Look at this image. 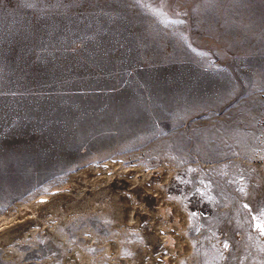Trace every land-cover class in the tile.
Returning a JSON list of instances; mask_svg holds the SVG:
<instances>
[{"label": "rangeland", "instance_id": "obj_1", "mask_svg": "<svg viewBox=\"0 0 264 264\" xmlns=\"http://www.w3.org/2000/svg\"><path fill=\"white\" fill-rule=\"evenodd\" d=\"M84 167L0 264H264V0H0V221Z\"/></svg>", "mask_w": 264, "mask_h": 264}, {"label": "bare ground", "instance_id": "obj_2", "mask_svg": "<svg viewBox=\"0 0 264 264\" xmlns=\"http://www.w3.org/2000/svg\"><path fill=\"white\" fill-rule=\"evenodd\" d=\"M91 173L88 167L80 169L69 176L67 183H71V185L63 186L61 189L52 191L33 203L26 204L27 206L24 210H18L9 219L4 218V220L2 218L3 220L1 219L2 221H0V248L3 249L4 254L8 255L13 252L10 249L11 242L21 238H28L34 227L43 225V222L50 217H61L60 223L62 225L68 223L74 214V208L84 204L87 200L113 190L114 182H112L113 184L110 182L103 183L98 176L93 177ZM86 175L88 176L86 177ZM133 190H130L131 194L126 196L131 201L130 204L128 203V206L126 204V207L124 206L123 214L126 218H124L123 222L126 227L135 226L139 220V214L137 215L135 212L137 211L136 208L140 210L135 200L139 192ZM117 221L119 222V218Z\"/></svg>", "mask_w": 264, "mask_h": 264}, {"label": "snow or ice", "instance_id": "obj_3", "mask_svg": "<svg viewBox=\"0 0 264 264\" xmlns=\"http://www.w3.org/2000/svg\"><path fill=\"white\" fill-rule=\"evenodd\" d=\"M258 227H259V225H258Z\"/></svg>", "mask_w": 264, "mask_h": 264}]
</instances>
